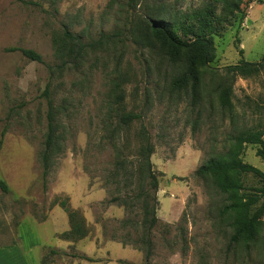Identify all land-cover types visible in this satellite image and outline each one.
<instances>
[{"label":"rangeland","instance_id":"obj_1","mask_svg":"<svg viewBox=\"0 0 264 264\" xmlns=\"http://www.w3.org/2000/svg\"><path fill=\"white\" fill-rule=\"evenodd\" d=\"M210 1L0 0V180L9 187L0 190V245L17 244L21 236L29 262L55 249L52 264H145L147 250V264H264V218L254 243H231L232 221L222 212L226 197L211 178L196 174L231 149L233 135L264 134V71L236 78L231 108L220 105L218 92L225 67L262 60L264 0L248 2L244 19L238 15L215 37L216 58L199 71L196 103L189 90L171 89L175 67L144 40L149 16H176ZM66 29L85 42L116 32L121 37L63 68L54 40ZM8 48L34 50L43 62ZM121 77L126 109L142 115L125 132L117 128L112 95ZM50 115L56 136L44 180L40 155ZM142 128L159 179L151 247L140 226L137 183L113 174L118 161L129 169L136 160ZM257 149L244 145L241 158L264 173ZM243 182L248 189L263 186L252 175ZM116 197L123 200L112 201ZM62 201L84 217L87 229L66 251L59 235L70 223ZM34 245L43 248L28 251Z\"/></svg>","mask_w":264,"mask_h":264},{"label":"trees","instance_id":"obj_2","mask_svg":"<svg viewBox=\"0 0 264 264\" xmlns=\"http://www.w3.org/2000/svg\"><path fill=\"white\" fill-rule=\"evenodd\" d=\"M22 1V0H19ZM257 0H213L203 7L182 13L180 15L149 16L145 21L146 36L144 40L148 47L161 51L166 59L175 67V75L171 80L173 91H190L194 103L199 98L201 78L199 71L209 67L216 58L214 39L220 36L226 27L232 25V21L240 16L243 20L245 6ZM218 4V5H216ZM121 37V33L102 34L97 40L85 42L79 35L69 30H64L54 40L55 54L61 67H76L85 61L90 51H97L110 45ZM239 44V39L236 41ZM7 52H20L31 61L43 62L42 56L34 50L23 48H8ZM243 49L239 54L243 55ZM225 69V80L218 86L219 102L223 108H231V96L233 84L237 77L251 78L264 71V56L258 63H250L241 60L238 64L229 65ZM127 83L125 77H121L113 86V103L117 106L116 122L120 132H125L142 118L140 113L128 111L125 107V92L123 86ZM3 135V134H2ZM56 129L53 117L49 116V131L46 137L45 148L40 155L43 166V178L46 180L49 160L53 151ZM263 132L248 130L232 136L231 149L216 154L205 164L201 165L196 174L200 177H209L214 181L216 189L226 197V205L222 212L232 221L234 233L231 243H254L257 240L258 231L264 218V173L251 164L245 163L241 158V149L244 145H257V156L264 161ZM140 142L136 160L130 163L127 169L124 160L116 163L114 177L125 178L137 183L136 200L141 203L142 219L140 226L146 239V244L151 247L150 234L159 223L157 217V192L159 179L153 169L151 157L154 147L144 128L138 135ZM2 143V141H1ZM124 172V173H123ZM252 175L262 181L261 188H246L243 177ZM0 190L9 192L8 185L0 180ZM116 197L112 201H121ZM126 201H123L125 203ZM60 207L67 213L70 223L69 231L59 235L64 241L81 240L87 236L85 219L78 212L72 211L67 202L62 201ZM57 254L55 249L49 251L48 256ZM48 256L41 260V264H52ZM151 257V251L147 250L146 263ZM89 262L94 260L87 256H81Z\"/></svg>","mask_w":264,"mask_h":264},{"label":"crops","instance_id":"obj_3","mask_svg":"<svg viewBox=\"0 0 264 264\" xmlns=\"http://www.w3.org/2000/svg\"><path fill=\"white\" fill-rule=\"evenodd\" d=\"M19 237V242L17 244H9V245H0V264H41V255L40 253L37 255V257L32 259L31 262L28 260V253L24 250L22 238ZM70 242L65 241L64 242V249L61 250H67ZM43 247L41 245H34L32 246L28 251H31L32 249H42Z\"/></svg>","mask_w":264,"mask_h":264}]
</instances>
